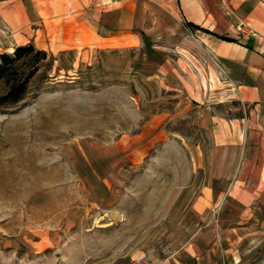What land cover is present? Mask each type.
<instances>
[{"label": "rangeland", "instance_id": "rangeland-1", "mask_svg": "<svg viewBox=\"0 0 264 264\" xmlns=\"http://www.w3.org/2000/svg\"><path fill=\"white\" fill-rule=\"evenodd\" d=\"M33 45L46 55L0 80V264L166 260L223 211L203 203L212 142L199 96L136 48ZM31 72L18 101H1ZM216 90L239 115L229 87Z\"/></svg>", "mask_w": 264, "mask_h": 264}, {"label": "crops", "instance_id": "crops-1", "mask_svg": "<svg viewBox=\"0 0 264 264\" xmlns=\"http://www.w3.org/2000/svg\"><path fill=\"white\" fill-rule=\"evenodd\" d=\"M42 41L136 48L143 65L170 73L172 83L181 78L191 99L199 96L212 142V191L203 203L220 204L223 211L158 264H259L264 0H0V54ZM225 86L239 101V115L222 111L225 101L216 89Z\"/></svg>", "mask_w": 264, "mask_h": 264}, {"label": "trees", "instance_id": "trees-1", "mask_svg": "<svg viewBox=\"0 0 264 264\" xmlns=\"http://www.w3.org/2000/svg\"><path fill=\"white\" fill-rule=\"evenodd\" d=\"M43 54L46 55L45 52L42 50H37L36 47L33 44L29 45H23V46H18L14 54H8V53H3L1 55V63H0V80L8 74L10 71V67L19 59L31 55V54ZM34 72H31V74L21 82H15L12 84L10 87L9 91L1 98V101L3 102H16L18 101L23 93L25 92L26 85L29 81V78L33 75Z\"/></svg>", "mask_w": 264, "mask_h": 264}, {"label": "built area", "instance_id": "built-area-1", "mask_svg": "<svg viewBox=\"0 0 264 264\" xmlns=\"http://www.w3.org/2000/svg\"><path fill=\"white\" fill-rule=\"evenodd\" d=\"M141 264H147V262H142Z\"/></svg>", "mask_w": 264, "mask_h": 264}]
</instances>
